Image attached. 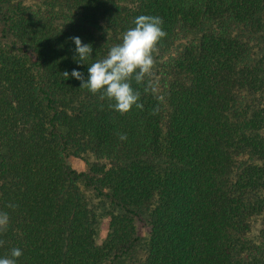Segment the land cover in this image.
Instances as JSON below:
<instances>
[{"label": "trees", "instance_id": "obj_1", "mask_svg": "<svg viewBox=\"0 0 264 264\" xmlns=\"http://www.w3.org/2000/svg\"><path fill=\"white\" fill-rule=\"evenodd\" d=\"M140 15L167 35L121 115L62 73ZM0 211L17 264H264V0H0Z\"/></svg>", "mask_w": 264, "mask_h": 264}, {"label": "clouds", "instance_id": "obj_2", "mask_svg": "<svg viewBox=\"0 0 264 264\" xmlns=\"http://www.w3.org/2000/svg\"><path fill=\"white\" fill-rule=\"evenodd\" d=\"M134 25L122 34L120 43L110 47L104 58L91 64L87 61L92 56V45L83 43L78 36L70 37L75 44L73 59L78 64L88 65V75L85 79L84 74L76 69L62 73L64 79L71 75L81 81L80 87L93 94L99 93L100 99L113 101L109 107L121 115L130 112L134 106L143 109L139 102L141 93L132 87V81L141 84L145 77L152 75L156 63L154 53L167 35L162 27L163 20L158 16L140 15L135 18ZM119 138L126 140L127 136L121 134ZM8 207L16 206L9 204ZM9 223L8 213L0 211V234L7 231ZM3 244L4 241L0 240V246ZM22 254L20 248H13L10 256L0 258V264H17Z\"/></svg>", "mask_w": 264, "mask_h": 264}, {"label": "rangeland", "instance_id": "obj_3", "mask_svg": "<svg viewBox=\"0 0 264 264\" xmlns=\"http://www.w3.org/2000/svg\"><path fill=\"white\" fill-rule=\"evenodd\" d=\"M30 2L31 0H26V3H30ZM87 158H89V156H86V157L82 155L81 156H69L68 163L77 172H87L88 171L87 165H86ZM80 188L91 207H94L98 210L102 209L100 207L101 201L99 200V198L94 197L92 191L84 187L82 183H80ZM99 229H100L99 238L102 239L104 238L105 233H106V217L105 216H101L100 223H99ZM136 229H137V233L139 236L143 238L147 236L148 228L142 219H138L136 221ZM135 257L139 261H143L145 257L144 250L140 246L137 247L135 250Z\"/></svg>", "mask_w": 264, "mask_h": 264}]
</instances>
